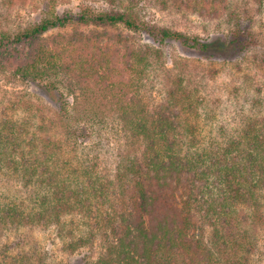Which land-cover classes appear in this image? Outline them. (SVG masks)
<instances>
[{
	"label": "trees",
	"instance_id": "16d2710c",
	"mask_svg": "<svg viewBox=\"0 0 264 264\" xmlns=\"http://www.w3.org/2000/svg\"><path fill=\"white\" fill-rule=\"evenodd\" d=\"M111 2V10L50 11L21 33L0 37V73L42 83L55 105L50 114L19 101L0 118V177H14L26 194V202L0 207V264H17L8 253L11 235L50 228L68 235L72 250L101 238L102 252L91 264H250L257 245L246 223L264 219V115L247 117L228 137L206 140L201 97L180 76L150 105L143 90L163 52L131 33L193 52L212 45L142 20L136 0ZM158 2L234 24L227 39L233 36L239 52L260 56L251 0ZM93 25L102 29H80ZM91 114H112L118 125L121 145L102 169L99 156L86 154L94 150L87 146Z\"/></svg>",
	"mask_w": 264,
	"mask_h": 264
},
{
	"label": "rangeland",
	"instance_id": "374dc122",
	"mask_svg": "<svg viewBox=\"0 0 264 264\" xmlns=\"http://www.w3.org/2000/svg\"><path fill=\"white\" fill-rule=\"evenodd\" d=\"M136 1L135 10L142 20L198 37L212 45L206 53L193 52L180 42L158 46L143 33H131L137 43L153 45L163 52L153 73L150 74V79L146 81L143 90L145 101L150 105L161 101L166 94L167 85L172 83V78L180 76L187 89L201 97L202 101L197 106L201 115L199 123L202 135L206 140H221L230 133H236L247 117L264 115V62L260 53L264 51V0L262 4L251 0V13L255 17L252 29L258 33L261 43L257 48L260 56L257 57L253 56V51L239 52L235 44L231 43L233 36L230 40L227 39L226 35H233L231 31L234 30V24H227L223 19L206 20L197 14L186 13L173 7L165 8L159 0ZM113 7L111 0H0V37L5 32L11 36L21 33L39 22L50 11L65 15L77 13L82 9L99 11L111 10ZM72 29L73 26L53 29L45 34V37L49 38ZM80 29L89 32L102 28L93 25ZM60 83V88L63 89L62 81ZM41 84L23 82L8 73H0V118L5 112L11 113L15 103L17 106L19 101L29 100L41 105L45 112L54 114V100ZM69 101H75V96H71ZM24 109L23 107V110L18 111L20 116L27 113ZM83 113L84 110L77 112L76 118L82 119ZM86 127L93 134L87 146L94 147L93 152L90 150L86 154L89 157L99 156L100 169L111 166L121 145L114 115L96 117L91 114ZM20 185L14 177H0V207L12 202L18 203L19 200L26 202L23 200L26 194L19 191ZM262 203L264 205V200ZM262 212L264 214V207ZM246 226L254 229L257 245L250 264H264V219L256 225H252V221L248 220ZM78 234L80 232L75 230V235ZM70 240L68 235L59 234L56 228L47 231L24 229L19 234L10 236L7 243L15 244L9 246L8 253L17 264L26 258L29 259L26 260L28 264H91L102 252L101 238H97L93 245L75 250L69 249ZM19 242L23 243L18 244Z\"/></svg>",
	"mask_w": 264,
	"mask_h": 264
}]
</instances>
